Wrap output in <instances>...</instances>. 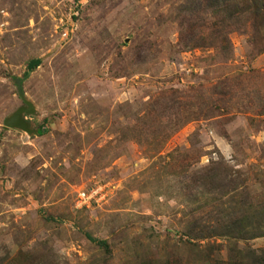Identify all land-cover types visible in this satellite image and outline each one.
<instances>
[{"label": "rangeland", "instance_id": "1", "mask_svg": "<svg viewBox=\"0 0 264 264\" xmlns=\"http://www.w3.org/2000/svg\"><path fill=\"white\" fill-rule=\"evenodd\" d=\"M195 1L0 0L1 259L189 264L187 241L223 258L264 249V237L224 229L233 210L254 229L251 200H264V52L248 30L223 49L188 48L218 20L190 17ZM24 101L32 133L4 125ZM171 153L196 169L220 164L245 188L186 205L173 197ZM91 189L98 201L78 208L77 192ZM192 213L205 222L189 223ZM208 221L217 235H185L206 234Z\"/></svg>", "mask_w": 264, "mask_h": 264}, {"label": "trees", "instance_id": "2", "mask_svg": "<svg viewBox=\"0 0 264 264\" xmlns=\"http://www.w3.org/2000/svg\"><path fill=\"white\" fill-rule=\"evenodd\" d=\"M190 5L191 7H189L188 13L190 17H194L195 13L199 9L205 12L209 17L208 13H211V10H213L214 15L218 17V20L210 23L212 27L210 30L212 35L210 37L201 32L197 34L196 39H193L189 42V44H186L188 48L211 47L223 49L228 45V35L230 33L248 30L253 49L257 53L264 52V0H197L195 2H190ZM195 26L196 22L188 23L189 29H192ZM206 26H203L204 29L209 30ZM39 64V59L31 60L27 65V70L24 73L23 78H26L30 71L36 68ZM21 81L22 80L19 79L16 80L18 85ZM168 157L171 162L165 164L168 169L167 171H169V175L174 177V183L172 184L174 193L173 197L175 199L179 198L181 201L185 199L186 205H188L187 203L192 202V199L190 198L189 200L188 198L191 197L193 193L198 196L196 198L197 200L199 197H205L207 201H210L218 200V198H215L214 196L224 197L229 194V192L234 193V196H239V190L244 187V181H241L238 184L237 177L234 178L230 172H226L220 164L214 165L216 167L196 169L193 167L194 165H181V163L177 164L176 161L178 159L175 153L174 156L173 153H171ZM236 203L239 204V202ZM251 203L252 210L249 208V212L251 217H255V220L250 221L254 222V229L250 230V227L248 228L250 224L246 226L243 225V221L246 220V214L233 210L229 217H226L231 225L229 226L225 224L224 226L226 233L229 235L234 233L233 235L231 234L232 236L230 237L236 240L245 241L253 238L264 237V200L253 197ZM240 204H243V202L241 201ZM186 217H188L187 221L189 223H194L198 219H200L199 222H205L195 213L186 215ZM217 219H221L223 224L226 223L224 218L216 217V224L218 222ZM236 224L239 225V227H237ZM208 225L211 226L207 228L206 234L197 232L193 235L189 233L187 228H184L183 231L186 233L185 235L190 236L191 239L195 241L208 238L206 235H210L209 237L217 235V231L213 229L210 231L213 227L211 222ZM85 237L97 248H100L103 252H105V254H110V245L106 240H96L87 233L85 234ZM184 245L190 249V253H195L196 258H198L196 262H191L194 254H190L189 264H264V249L255 250L250 248L249 250H235L234 254H230L229 257L226 256V258H223L219 254V251L212 253V250H205L202 247L199 248L198 244H194L193 242L187 241ZM197 253L201 254L197 255ZM17 257H10L8 255L2 259L0 257V264L3 260L5 262L4 264H51L46 260H32L34 258L32 256L31 258L25 257L23 261H21L20 257ZM174 264L178 263L174 262Z\"/></svg>", "mask_w": 264, "mask_h": 264}, {"label": "water", "instance_id": "3", "mask_svg": "<svg viewBox=\"0 0 264 264\" xmlns=\"http://www.w3.org/2000/svg\"><path fill=\"white\" fill-rule=\"evenodd\" d=\"M25 106L19 107L11 116L4 120V125L9 128L20 129L24 132L32 133L27 123L21 118L24 114H31L33 109L29 102L24 101Z\"/></svg>", "mask_w": 264, "mask_h": 264}, {"label": "built area", "instance_id": "4", "mask_svg": "<svg viewBox=\"0 0 264 264\" xmlns=\"http://www.w3.org/2000/svg\"><path fill=\"white\" fill-rule=\"evenodd\" d=\"M97 189H91L90 191H78L76 194V206L78 208H88L90 204L96 203L97 199Z\"/></svg>", "mask_w": 264, "mask_h": 264}]
</instances>
